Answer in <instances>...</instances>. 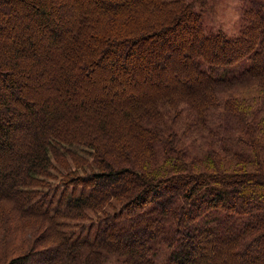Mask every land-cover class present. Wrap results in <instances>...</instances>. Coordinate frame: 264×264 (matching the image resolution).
<instances>
[{
    "label": "trees",
    "instance_id": "1",
    "mask_svg": "<svg viewBox=\"0 0 264 264\" xmlns=\"http://www.w3.org/2000/svg\"><path fill=\"white\" fill-rule=\"evenodd\" d=\"M204 1L0 0V62L47 60L41 87L58 98L24 101L34 122L0 116L1 154L16 125L34 147L8 182L0 174V264H196L211 242L234 264H263L264 0H240L233 34L205 26ZM61 21L60 37L51 25ZM156 37L160 65L198 41L186 81L146 106L139 96L126 108L118 95L73 102L110 54L126 69ZM16 61L0 72L11 99Z\"/></svg>",
    "mask_w": 264,
    "mask_h": 264
},
{
    "label": "rangeland",
    "instance_id": "2",
    "mask_svg": "<svg viewBox=\"0 0 264 264\" xmlns=\"http://www.w3.org/2000/svg\"><path fill=\"white\" fill-rule=\"evenodd\" d=\"M196 8L201 11L204 24L207 28H220L228 34L236 32L240 22V18L239 20L236 19L237 15L240 16V0H205L202 6H197ZM51 26L55 27V31L59 32L60 37L63 35L65 26H63L62 21L56 24L53 23ZM46 32V29H43V34ZM40 36L43 39L45 38L44 35ZM35 38L39 44V38ZM157 41L158 38L156 37L154 40H145L139 44V47H145L146 50L142 51L140 54L142 56L139 58L140 60L129 54L127 62L130 68L126 66L125 69L120 66L122 61L121 55L118 60L116 58V54H110L106 61L109 62V64H106L105 62L100 63L101 66L97 69L95 68L94 71L89 74L85 80L86 83L83 82V80L80 82V88L76 90L80 93H78V97L73 98V102H76L75 99L77 98V101L83 100L84 98L87 100L86 97H88L89 100H92L96 99L98 96L105 98V100H108L109 98L115 100L118 95V97L123 99V102H121L123 103L121 104L122 107L126 108V105L134 101L135 97L131 98V96H139V105L146 106L151 97L155 94L168 90L167 86H177L179 81H186V78L192 75V72L186 71L188 55L191 52V48H194L198 44V41L192 37L191 48L186 50V48H183L186 42L182 40V42H180L176 48L172 49L170 53L173 57H169V60L172 61H167L161 65L159 63L160 55L162 52L165 53V50L157 46ZM151 45H156L157 47L154 48ZM1 54L2 53H0V55ZM14 60H17L16 84L18 85V90L16 92L18 93V96L16 98L13 96L11 99L10 92L8 93L9 87L4 84H0V93L6 95V97L9 95L12 105L11 109L2 113L1 109L3 102H0V116L9 117V119L11 118L12 120L16 118L21 120L29 119L34 122L36 119L38 120L40 115L26 110L22 103L24 101H31L32 105L38 108V106L41 105L40 102L46 100L45 102L57 106L55 102L58 98L47 95L48 91L43 90L41 87V80L38 75V72L44 68L45 70H43L40 74V77L43 78L42 81L47 79L49 81L51 70H53L54 67H50V64H47V60L45 64L44 62L34 64L29 59H21L20 57L18 59L9 58V62L6 64L9 65V63ZM153 61L156 62V66L151 65ZM139 62L142 63L143 68H138ZM6 64L0 62V72L4 70L7 71ZM146 69H151L153 74H144V70ZM156 82L158 83L157 85L154 84ZM0 83H2L1 80ZM144 93L147 98L141 99L140 96ZM6 97L3 98L8 99ZM62 97L64 98L65 95L63 94ZM91 103L92 102H90V104ZM17 126L18 125L15 126V129H12V132L7 137L9 138V147H11V149L6 150L2 154L0 153V174H4V177L1 178H3L6 182L9 181V178L6 177V175L10 169L18 164H22L24 160L23 158H27L31 151L34 150L31 137L26 134L27 131H23ZM31 128L32 130H36L33 126ZM21 155L24 156L22 157ZM133 244L137 245L138 243L133 242ZM209 245L210 246L206 251V263L198 262L196 264H234L238 261L237 258L234 259L231 257L229 254L230 249L224 248L222 245L215 244L213 242L209 243ZM21 251L22 249H20V252ZM259 261H264V256L261 257ZM254 263L258 264L256 260Z\"/></svg>",
    "mask_w": 264,
    "mask_h": 264
},
{
    "label": "clouds",
    "instance_id": "3",
    "mask_svg": "<svg viewBox=\"0 0 264 264\" xmlns=\"http://www.w3.org/2000/svg\"><path fill=\"white\" fill-rule=\"evenodd\" d=\"M236 19L239 20V16L238 15L236 16Z\"/></svg>",
    "mask_w": 264,
    "mask_h": 264
}]
</instances>
